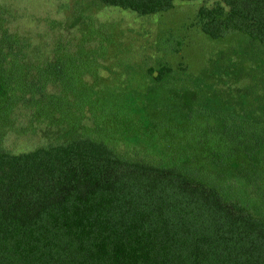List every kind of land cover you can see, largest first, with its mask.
Returning a JSON list of instances; mask_svg holds the SVG:
<instances>
[{
    "label": "trees",
    "instance_id": "16d2710c",
    "mask_svg": "<svg viewBox=\"0 0 264 264\" xmlns=\"http://www.w3.org/2000/svg\"><path fill=\"white\" fill-rule=\"evenodd\" d=\"M100 1L149 15L194 0ZM221 1L227 14L199 9L203 32L218 39L238 31L264 45V0ZM19 26L0 24V69L25 74L17 81L21 96L35 82L29 91L34 112L55 100L70 103L68 96L84 86L85 70L72 69L80 58L65 46L47 50L42 41L31 44L16 32ZM52 67L54 78L52 71L41 79L33 73ZM171 74L166 67L151 72L156 82H167ZM5 79L15 81L0 79V88ZM184 81L201 83L193 77ZM211 102H201L210 113ZM22 103L0 95V116L26 108ZM224 113L202 132L225 141L226 148L243 140L253 161L246 178L259 183L263 172L253 156L264 143L262 131L232 111ZM237 128L249 139L229 138ZM227 179L167 155L133 161L85 135L25 152L0 148V264H264V217Z\"/></svg>",
    "mask_w": 264,
    "mask_h": 264
},
{
    "label": "rangeland",
    "instance_id": "374dc122",
    "mask_svg": "<svg viewBox=\"0 0 264 264\" xmlns=\"http://www.w3.org/2000/svg\"><path fill=\"white\" fill-rule=\"evenodd\" d=\"M201 7L228 13L221 0L177 1L172 9L149 15L100 0H0V24L20 25L16 32L22 31L31 44L44 42L47 50L73 49L80 62L72 69L85 70L84 86L68 96L70 103L55 100L34 112L29 91L35 82L26 84L21 96L17 81L25 74L2 65L0 79L15 81L5 79L0 95L17 97L27 106L0 116V148L25 152L85 135L133 161L167 155L201 172L227 174L226 183L264 217V143L253 156L263 172L258 183L246 178L253 161L243 140L226 148L225 141L202 132L209 123L216 125L219 114L232 111L264 136V45L238 31L213 39L201 28ZM161 67L172 72L167 82L151 75ZM55 70L33 73L45 78L52 71L54 78ZM189 77L200 79V86L185 83ZM208 98L212 113L201 105ZM240 130L229 138L249 139Z\"/></svg>",
    "mask_w": 264,
    "mask_h": 264
}]
</instances>
